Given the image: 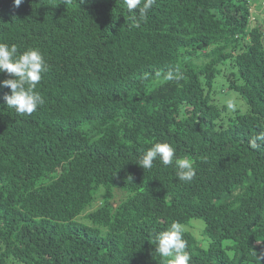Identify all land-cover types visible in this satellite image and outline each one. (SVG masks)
<instances>
[{"label": "trees", "instance_id": "16d2710c", "mask_svg": "<svg viewBox=\"0 0 264 264\" xmlns=\"http://www.w3.org/2000/svg\"><path fill=\"white\" fill-rule=\"evenodd\" d=\"M263 1L155 0L134 28L124 0H0V43L47 67L31 115L0 87V264H166L155 234L194 218L209 243L184 231L190 264H264V144L249 146L264 130ZM225 64L249 106L227 123L211 102ZM155 142L194 162L192 181L138 165Z\"/></svg>", "mask_w": 264, "mask_h": 264}, {"label": "clouds", "instance_id": "9594fccd", "mask_svg": "<svg viewBox=\"0 0 264 264\" xmlns=\"http://www.w3.org/2000/svg\"><path fill=\"white\" fill-rule=\"evenodd\" d=\"M22 0H14L19 6ZM155 0H124L128 12L131 14L132 27L139 28L136 11L140 20L147 18L149 10ZM142 4V6H141ZM47 70L44 56L37 48H30L23 53H18L15 44L9 46L0 43V73H6L11 78L0 80V87H6L10 94H5L3 99L9 108L18 114L31 115L44 103V99L36 91L42 74ZM168 79H172L169 73ZM229 107H232L230 104ZM264 144V130L259 131L250 141L251 149H259ZM165 166L174 165L176 176L182 182H190L196 175L194 162L187 158H179L176 149L168 142H155L149 147L139 159V166L143 169H151L154 161ZM155 251L166 264H190L192 257L187 250V241L184 238V227L178 221H173L163 231L155 234ZM264 255V253H261ZM259 259V258H258Z\"/></svg>", "mask_w": 264, "mask_h": 264}, {"label": "rangeland", "instance_id": "374dc122", "mask_svg": "<svg viewBox=\"0 0 264 264\" xmlns=\"http://www.w3.org/2000/svg\"><path fill=\"white\" fill-rule=\"evenodd\" d=\"M255 6L253 5V8L251 10L250 15V26H256L259 25L263 27L264 30V6L260 7V2H255ZM264 4V1L263 3ZM246 40V39H245ZM248 40V39H247ZM246 40V41H247ZM203 53H200L199 57L196 58L193 62H202L204 61ZM220 67V71L218 72V75L216 76L213 84H212V93H211V102L215 105H217L219 108L226 105V108L221 113V118L219 119V122L227 123L229 118L233 117L235 113H245L249 111V106L246 104V102L241 98V96L233 91L229 90L227 88V81L224 79L223 71H228L230 68L229 64H225ZM232 105V107H229V105ZM127 196V193L120 189H114L113 190V199L110 202V205L114 208L116 207L122 200H124ZM100 195L96 198V201L93 205V209L96 208L100 203ZM87 209L86 211H88ZM84 214L79 215L78 220L80 221H86ZM184 231L190 232L193 237L196 239L198 244L203 247L207 248L209 243V238L204 234V222L201 219L194 218L191 219L187 224H183ZM10 264H21L16 261H12Z\"/></svg>", "mask_w": 264, "mask_h": 264}]
</instances>
